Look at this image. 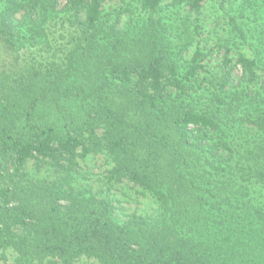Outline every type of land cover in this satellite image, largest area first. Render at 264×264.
Wrapping results in <instances>:
<instances>
[{
  "label": "trees",
  "instance_id": "16d2710c",
  "mask_svg": "<svg viewBox=\"0 0 264 264\" xmlns=\"http://www.w3.org/2000/svg\"><path fill=\"white\" fill-rule=\"evenodd\" d=\"M8 258L264 264V0H0Z\"/></svg>",
  "mask_w": 264,
  "mask_h": 264
},
{
  "label": "rangeland",
  "instance_id": "374dc122",
  "mask_svg": "<svg viewBox=\"0 0 264 264\" xmlns=\"http://www.w3.org/2000/svg\"><path fill=\"white\" fill-rule=\"evenodd\" d=\"M114 3V2H113ZM212 5L214 7V3L211 2L207 5L206 14L209 17L214 15L212 12V8L208 7ZM83 170L88 171L93 178H96L98 175H101L103 171L107 168V161L104 157L94 156L89 158L85 163L82 164ZM93 186L98 188H107L105 185L102 186L97 182H91ZM140 190L133 188L131 185L122 184L118 185L115 190H112L110 196L114 199H118L119 204L118 208L121 213L133 211V209H137L139 212L152 214L157 208L155 202L149 196H143L139 192ZM7 264H12V259H7ZM78 264H93L91 260H82L78 262Z\"/></svg>",
  "mask_w": 264,
  "mask_h": 264
}]
</instances>
